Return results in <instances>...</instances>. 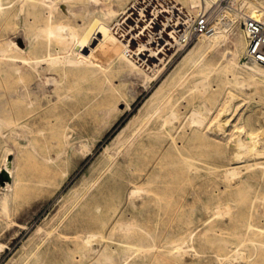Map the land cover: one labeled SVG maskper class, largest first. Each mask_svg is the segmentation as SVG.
<instances>
[{"label": "rangeland", "instance_id": "374dc122", "mask_svg": "<svg viewBox=\"0 0 264 264\" xmlns=\"http://www.w3.org/2000/svg\"><path fill=\"white\" fill-rule=\"evenodd\" d=\"M20 1H3L0 58L13 42H27L18 25ZM134 1L78 0L72 6L76 18L68 19L82 33L93 18L115 27ZM174 1H166L168 11L161 16L167 30H174L170 22L182 11L191 19L206 14L225 35L193 57L188 53L199 36L187 47L172 41L171 57L150 74L149 83L138 71L108 68L111 63L99 68L91 59L87 64L94 76L83 65L55 62L28 75L27 65L0 59V119L6 121L9 107L23 114L33 110L37 117L31 129L23 130L0 120V177L8 162L17 172L11 188L0 187V264H264V83L250 76L249 68L258 65L245 59L244 19L226 26L231 14L252 11L234 0L209 2L207 9L193 7L191 0ZM139 56L134 57L145 67ZM199 57L204 61L196 68ZM9 64L20 66L14 71ZM206 78L205 94L194 82ZM36 84L43 95L30 90ZM171 91L165 113L177 112L175 125L170 122L167 130L160 119L119 159L114 182L102 191L96 187L86 205L78 204L86 184L139 124L135 117L142 119L156 99ZM42 102L49 103L48 109H42ZM195 108L204 115L200 126L190 116ZM249 120L259 152L233 160L229 135L238 130L244 136ZM234 168L240 170L239 178L233 176ZM44 172L47 182L36 186ZM240 177H248V184L234 185ZM237 226L245 233L239 235ZM94 236L101 240H88Z\"/></svg>", "mask_w": 264, "mask_h": 264}, {"label": "bare ground", "instance_id": "6f19581e", "mask_svg": "<svg viewBox=\"0 0 264 264\" xmlns=\"http://www.w3.org/2000/svg\"><path fill=\"white\" fill-rule=\"evenodd\" d=\"M3 1L4 0H0V14L5 12ZM76 1H78V0H22V1H20L22 3V4H20V6H22V8L20 7L21 13L18 16L19 17L18 25L23 30L22 31L23 34H21V36L23 35L25 37V39H27V42H25V45H23L22 43L13 42L12 45L8 48V50L5 51V53L7 52L6 54L3 55L4 52H1V55L3 56V58H0V59L2 61L13 62V63L17 62V63H20L21 65H27V67L31 69V70H29L28 75L33 74L34 72L40 71V69L48 66V62H55V63H58V65H62V67H67L68 64H71L73 66L83 65L86 67V68H84V71L85 72L90 71V76H94L95 71L91 70L90 66L87 64L88 60L91 59L93 61V63L96 66H98L99 68H102V66H105L108 63H111V65L108 68H113V67L119 68V69L128 68L129 70L138 71V72L142 73V75L144 76L145 82L149 83L151 78H152V76H150V74L155 75L159 71V69L164 65L162 62L165 59V57H169V58L171 57L170 54H171V51L173 50L174 44L171 45L170 40L175 37V32H174V30H170V29L167 30L165 27H163V28L160 27L159 23H158L159 20L163 22L162 17L165 16V14L163 12L168 11L167 7L165 6V4L168 5V2H166L168 0H164V4H161L160 1L152 2V7H154L153 17H149L147 20L139 21L140 20V14L142 13V9H134L133 10L132 5H131L127 8L126 11H124L126 13V15H124V19L118 21V23L116 24L115 27L109 26L108 24L104 23L103 21L99 20L98 18H96V19L93 18V24L92 23H91V25L89 24L87 27V30L83 33L80 31L78 23H76L75 21L74 22L71 21L72 19L76 18V14L74 12V9L72 8V6L75 3H77ZM102 1L104 2V0H102ZM206 1L207 2L205 3L204 0H191V3L193 5V7L198 8L199 6H203V8L207 9V7L210 5L208 3L214 2L216 0H206ZM234 2H236V4L238 3L246 11H249V10L252 11V14H250V15L245 14L244 16H240V17H239V15H232L231 14L232 18L229 19V21L227 20L228 22L226 21L227 22L226 26L228 28L238 26L240 21L243 19H244V21L249 20V19L257 20V21H264V0H234ZM60 5H64V8L62 10L59 9ZM231 5H232V3L230 4V6ZM171 6H173V9L175 8V5L171 4ZM179 11H180V9H179ZM224 12L228 13L229 7H225ZM241 13H243V12L241 11ZM68 18H72V19L70 20ZM142 21L147 22V24H144ZM136 22L138 24H135ZM215 24H216V22H215ZM216 26L217 27H215L216 29L211 36H209L208 34H205V35H200L198 37L199 38L198 43L189 51L188 56L193 57L197 50L200 51V50H203L204 48H208L209 46H211V43L213 41H216V39L218 40L219 37H222L225 35V33L223 34V32L225 30L224 31L220 30L218 25H216ZM153 27H154V30H152V31H154L155 33L150 36L149 40L146 41V37H144L139 31L141 29L146 30L148 28H153ZM120 30H123L122 31L123 33ZM157 30H159V32ZM22 32H20V33H22ZM9 36L10 35H8V37ZM16 36H17V32H16ZM135 39L140 40V41H137L138 43H140L139 49H137V50L134 49L135 48L134 44H136L134 42ZM23 41H24V39H23ZM213 44H215V43H213ZM31 45H33V47H31ZM38 45H41V47L38 48ZM175 45H176V43H175ZM36 46H37V48H36ZM177 47H178V45H177ZM13 51H14L13 54H15V55H13L11 53ZM137 51H139L140 53ZM141 54L144 55L145 59L144 60L141 59L140 58L141 56H139V58H140V60H143V63H147L145 67L148 66V68H145L143 66V64H140L139 61L137 60V58L134 57L135 55L138 56ZM236 55H238V54H236ZM201 61H204V59L202 60L200 57L196 58L194 60V66L197 68V66L201 63ZM20 64H9L8 67H9V69H12L15 71L17 68H19ZM258 66L249 68L251 79L260 78V80L264 83V69H262L261 66L260 67H258ZM208 73L211 74L210 71H208ZM134 74H135V72H134ZM187 75H189V74H187ZM200 75L202 76V73ZM206 75L205 76L203 75V76L206 77ZM161 76H162V74H161ZM181 79L183 81L184 78H181ZM185 80L187 81V79L185 78L183 82H185ZM55 81H56V79H55ZM155 81H157V80H155ZM182 81L179 80V82H182ZM201 81L202 80H200V82L195 81L194 82V88H196V89L198 88V89H200V91H204V93L206 94L207 93V87H208L207 78H206V80L203 79V81L202 82ZM37 84L32 86V88L30 90H32V91L35 90L36 93H37V90L42 91L43 89H38ZM78 84H79V82L75 81L74 86L77 87ZM176 84L178 85V83H176ZM182 84L183 83L179 84V86ZM38 85L40 88V84H38ZM244 85H243V87H244ZM165 86L166 85H162L160 88H158L157 92H155V95L153 97H151L150 102L154 101V98H156L155 96H158L157 94H159L160 91ZM23 91L24 90L21 89L19 96L24 97V95H26ZM41 91H40L41 94L45 93V90H43L42 92ZM172 91H174V90L172 89ZM172 91H171V93L168 92V93L164 94L163 97L156 99V101L154 102V107L148 113H146L142 119H140L139 117H135L136 119H134V120H140V121H138L139 124L138 125L134 124L135 127L131 130L129 137H127V139L122 141V143L120 144L117 151L115 153L111 154L110 158L104 163V165H102V167L100 168L98 173L86 184L85 189L83 190L81 196L79 197L78 204L86 205V203H88V201L91 200L93 198V196L96 195V193L93 192V190L96 187L101 188L100 191H102L104 185H106L110 182H114V180L116 179V174L117 175L119 174L118 169H120V166H121L119 159L123 155H125L127 153V151H129V146L132 145V143H134L135 141H137L139 139H142L144 137V134L149 132L150 130H152L154 128V126H158L160 119L162 121V124H159V125L165 126L167 130L169 129V128H167V125H169L170 122L172 123L173 120H175V121L178 120V119H176L178 114L175 110H171L169 114L165 113L166 108L170 104V101L172 98ZM135 96H136V94H135ZM48 104H49L48 102H42V104H41L42 109L43 108L48 109L47 108L49 106ZM169 107H170V105H169ZM33 113H34V111L30 110V111L24 112V114H23L22 110H17V107L15 109L12 107L11 108L9 107L7 110L6 121H4L3 119L2 120L4 121V124L6 123L13 128L14 127H17V128L21 127V129L22 128H30V127H33L37 121V117H34ZM191 113L195 114V115L191 114L190 116L193 117V120H194V118H196L197 125L200 126L199 123L204 124L205 119H204V115L202 114V112L198 111L195 108L194 112H191ZM153 119H154V121H153ZM175 121H174V123H175ZM130 123H131V121H130ZM174 123H172V124H174ZM248 123H249V125H245V127H244V131H245L244 136H243V132L238 131V130H237V132L235 131L229 135V140H232L231 142L229 141V143H230V151H231V155L233 157V160L239 159L243 155L249 156L252 154H258V152H259V148H258L257 143L255 142L254 136H253V133H254L253 124L251 123L250 120L248 121ZM232 127H234V126H232ZM125 128L126 127L123 128V130H122L123 132L126 130ZM237 128H239V126ZM120 137H122V136H120ZM146 137H150V136H146ZM112 146H113V144H112ZM260 146H261V144H260ZM132 148L130 146V149H132ZM106 152H107V149H105V153ZM58 157H60V156H58ZM15 170H17V169H15ZM239 171H238V168H234L233 173L232 172L231 173L235 177V175L238 176ZM16 173L14 172L13 163L8 162L7 167H6L3 175L0 177V180L7 182V185L6 184L4 185V183L1 182L0 187L3 189H6V187L11 188L12 187L11 183H12V180L15 178ZM45 174L46 173L44 172L38 178L35 179L34 182H35L36 186H42L47 182ZM229 175H230V173H229ZM230 176H232V175H230ZM233 176H232V178H233ZM237 178H239V176ZM234 180H233V183H234ZM246 182L248 184V182H249L248 177H240V179L237 180L234 183V185H240V184L246 183ZM238 194L244 195L242 200H244L247 197L246 191L244 189H241L238 192ZM247 226L248 225H244L245 229ZM250 226L252 227V225H250ZM253 227H252V229H253ZM238 228H240V226H237L235 229H236V231H238V233L240 235V234H242V231H244V230H239ZM248 230H250V228ZM262 231H264V230H262ZM244 233H245V231H244ZM100 238H101L100 236H96L95 238H88V240L89 239H90L89 241L98 240V242H99ZM245 243H246V240H245ZM182 248H184L182 245L177 247V249L179 251H180V249L182 250ZM260 248L264 249V246H260ZM250 249L251 248L248 245L245 247V251H249ZM261 257H262V259H264V255H262Z\"/></svg>", "mask_w": 264, "mask_h": 264}, {"label": "built area", "instance_id": "2783aa9c", "mask_svg": "<svg viewBox=\"0 0 264 264\" xmlns=\"http://www.w3.org/2000/svg\"><path fill=\"white\" fill-rule=\"evenodd\" d=\"M159 1V0H156ZM153 0H135L132 9H142L140 14V20H147L149 17H153L152 7ZM156 5V4H155ZM144 24L147 22L142 21ZM141 23V22H140ZM159 26L163 28L162 21L159 20ZM174 26L175 37L170 38L171 45L176 43L178 46L187 47L191 45L195 39L200 35L212 34L215 31L214 26L209 20L206 14L195 16L193 19L188 18L183 12L176 15L175 20L170 22ZM135 24H138L137 22ZM137 27V26H136ZM153 28L141 29L139 32L146 37V41L149 40L150 36L155 32ZM121 32L123 30H120ZM159 32V30H157ZM244 32L247 38V49L245 59L249 63L257 64L264 67V22L257 20H246L244 21ZM123 33V32H122ZM121 33V34H122ZM138 35V34H137ZM139 39H135L134 49H139ZM139 52V51H137ZM133 54V53H132ZM137 56V55H135ZM139 56V55H138Z\"/></svg>", "mask_w": 264, "mask_h": 264}, {"label": "water", "instance_id": "95a60500", "mask_svg": "<svg viewBox=\"0 0 264 264\" xmlns=\"http://www.w3.org/2000/svg\"><path fill=\"white\" fill-rule=\"evenodd\" d=\"M0 182L4 183L5 181H1V180H0Z\"/></svg>", "mask_w": 264, "mask_h": 264}]
</instances>
